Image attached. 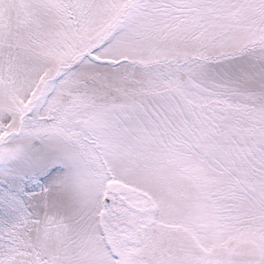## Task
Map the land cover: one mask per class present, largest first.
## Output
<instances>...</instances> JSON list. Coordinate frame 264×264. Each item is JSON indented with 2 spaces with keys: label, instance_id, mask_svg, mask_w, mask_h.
Here are the masks:
<instances>
[{
  "label": "snow or ice",
  "instance_id": "6c2138e0",
  "mask_svg": "<svg viewBox=\"0 0 264 264\" xmlns=\"http://www.w3.org/2000/svg\"><path fill=\"white\" fill-rule=\"evenodd\" d=\"M0 264H264V0H0Z\"/></svg>",
  "mask_w": 264,
  "mask_h": 264
}]
</instances>
